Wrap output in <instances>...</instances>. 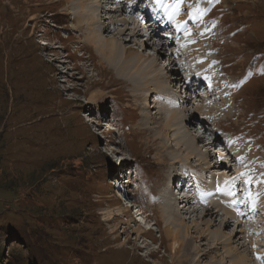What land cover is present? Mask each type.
<instances>
[{
  "label": "rangeland",
  "instance_id": "rangeland-1",
  "mask_svg": "<svg viewBox=\"0 0 264 264\" xmlns=\"http://www.w3.org/2000/svg\"><path fill=\"white\" fill-rule=\"evenodd\" d=\"M124 1L106 5V0H100V6L93 8L97 15H89L97 20L96 25L112 24L115 34L106 31L104 39L114 36L121 48L141 54L148 62L158 61L154 69L169 83L166 55H172L180 80H188L180 64L183 56L176 53L181 34L173 32L175 26L165 25L167 19L178 26L188 21L187 30L201 29L204 36L209 33L215 62L231 78L225 91L229 106L222 111L223 117L215 121L205 118V123L199 113L196 116L193 110L187 111L206 139L195 140V133H186L195 151L204 159L210 148L213 162L222 156L231 158L234 152H229L230 148L254 145L264 161V0H163V6L156 5L158 0H134L136 14L146 12L151 22L144 25L136 21L137 28L131 24L134 19ZM116 6L118 10L111 9ZM106 7L110 9L104 11ZM195 11L198 13L193 16ZM86 13L88 8L79 0H0V264H170L174 249L164 235L167 223L163 222L162 208L153 203L160 194L155 192L163 190L169 196H163V206L170 203L181 210L189 229V233L186 228L183 232L194 237L199 251L194 260L183 258L176 264H241L239 257L250 259L252 250L253 259L264 255L259 248L248 250L247 233L241 232L235 218L225 224L220 219L227 215L213 212L208 228L200 221L205 213L201 204L190 203L192 208L182 204L183 195L197 199L195 191H204L197 180L205 181L207 173L200 172L199 160L195 168L173 164V153L184 158L188 149L157 152V141L168 131L160 126L158 119L162 117L155 112L167 103L155 104L152 99L150 103L147 100L151 104L147 107L138 96L143 92L136 90V83L116 75L95 49L96 44L88 41L91 28L83 16ZM158 20H162V27L151 33L149 26ZM256 52L263 53L258 61ZM199 78L210 88L212 82ZM193 81H188L187 88L186 83L179 87L181 98L203 92L193 87ZM199 103L194 100L188 107ZM189 115L172 129L186 130ZM173 133L169 132L170 139L162 137L169 148ZM231 164L234 168L230 172L211 171L238 181L234 173L238 165L233 159ZM180 178L191 181L193 189L186 191ZM242 180L240 185L253 182ZM117 182L126 185L125 201L119 196ZM228 195L239 198L233 191ZM193 207L203 212L193 211ZM117 210L119 215H115ZM138 213L153 226L150 233L140 234ZM252 218L256 223L264 222L259 212ZM195 223L207 235L201 236L194 228L191 231ZM237 226V237H242H233ZM226 237H232V242L222 243L229 240ZM227 246L234 247L231 253Z\"/></svg>",
  "mask_w": 264,
  "mask_h": 264
},
{
  "label": "bare ground",
  "instance_id": "bare-ground-1",
  "mask_svg": "<svg viewBox=\"0 0 264 264\" xmlns=\"http://www.w3.org/2000/svg\"><path fill=\"white\" fill-rule=\"evenodd\" d=\"M68 1L70 2V0H68ZM79 1L81 2V5L85 4V6L88 8V14L86 13L83 15V16H86V19H88V26L87 27L91 28L90 32L88 34V41H90L93 44H96L95 49H97V51L103 56V58L109 62V63H107V65L109 64L108 66H110V68H112L115 71L116 75L119 78H123L124 80H126L130 83H133V85H134V83H136V85H137L136 90L143 92L142 96H140V94H138V96L141 97V99L143 100L142 102L145 103V105L147 107H149V108L151 107V104H149V103L152 101V99H153L155 104L160 103L162 101H165L167 103L166 106H161V107L157 106V108L159 107V109L155 112V113H158L160 117H162V118L158 119V121L160 120L162 122L160 124V126L163 125L164 126L163 128L168 131L167 136H165V135L160 136L161 140L157 141L158 142V143H156L158 146V147H156L157 152L161 153V151H162L165 153V152L169 151L170 149H171V152L174 151L173 149H180V148H181V150H183V148L188 149L189 153L184 158H180L179 155H176L175 153H173L174 157L171 156V158H170V159H172L173 164L178 163L180 165H186V166L195 168V167H197L196 161L199 160V163L201 164V166L203 168H202V170L201 169H198V170H201L200 172H202V173H207V178L205 179V181L197 180L199 184L201 183L202 186H204L203 187L204 191L202 192V191H200V189H197L195 191V194L198 196V197H196L197 199H194L192 196H189L187 194L183 195L181 197L182 204L184 203L185 206H188L190 208H192V206H190V203L195 204L198 202L199 204H201L205 208V213L201 210L195 209V207H193V209H194L193 211L203 212V214L201 215L200 221L203 224H207L208 228H210V224H211V221H212L213 216H214L213 212H216L218 215H222V216L227 215L226 217H222L220 219V221L225 223V224L226 223L228 224L232 218H235L234 223L236 222L235 224H238L239 226L241 225V232L247 233L248 250L250 251L251 250L250 248H252V249L259 248V251H264V243H263L264 242L263 241L264 240V234H262V232L264 233V231H262V227L259 226V225H262L264 228V222L261 221V223H259V222L256 223V221L253 220V218H252L253 213H256V212H259L260 214L264 215V184H263V182H264V161L261 160L259 149H257L254 145L251 146L249 149H247L246 147H241V146H238L234 150H232L230 148V150H228V151L234 152L233 155L231 154V158L226 159L224 156H222L221 159L210 162V148H209V150H207V154H204V159L207 160V161H205L202 158L203 154H200V153L198 154L195 151V148H193L194 145L191 144L189 136L187 137V134H186L187 132H189V133L193 132L191 134L195 133L194 134L195 140H197L199 138L206 140L205 137L200 135V131H199L200 128L198 127V123L197 122L194 123V120H193L194 117L192 114H191L192 116H190L189 113H187L188 110H193V113L196 116L199 113L201 118H202L201 120L206 123L209 120H213V121L217 120L218 116L222 115V117H223L225 115V113H223L222 111H226V109L229 106L228 105L229 103H227V101H226L225 91L228 90V88H230V85H231L230 79L231 78L229 79L226 76V74H223V71L220 70V67L215 62L216 61L215 58L217 55L213 54V52H212L213 44H210L211 36L208 35L209 33H207V35L204 36V34L201 33V29L199 31H197L198 28L195 29V31L187 30L188 21H187V23L185 22L186 24L178 26L176 24H173L174 23L173 20H169V21H168V19L166 20L167 21L165 23L166 26H175L173 32L175 34H177L178 36L181 34L179 37H181L180 39H182V41H181L180 45L178 43L179 48H178V50H176V53H177V57L181 56V55L183 56V58L181 57L182 61L180 64L187 71L188 81L192 82L194 79H196V77L197 78L202 77L203 80L200 78L199 79L202 81L212 82L211 86H209L210 87L209 90L205 94L194 92L193 94L186 95V98L183 99L177 93L178 88L176 89L173 86V84L170 85V83H172L173 81H171L169 83L167 81H164L163 79L161 80V78H164V77H162L161 75L159 76V74L154 69V65H156L158 61H155L153 63L148 62L147 58L143 57L141 54H137L134 51L127 49L126 47L121 48L118 45V42H116L117 40H116V37H114V36H112L111 39H104V34L106 31H109V33H113V35L115 34L113 31L114 28L111 27L112 24L103 27V26H99V24L96 25L97 20H95V18L93 20L90 19V17H92V15H97V12L93 8L95 5L100 6V3H101V2H99L100 0L95 1V3L89 2V0H79ZM109 3H116L117 4V3H120V0H106V5H110ZM124 3L128 5V6H126L128 9L127 11L131 14L132 20L134 19L131 23L132 25L133 24L136 25L135 24L136 21L138 23L142 22V23H144V25H148L149 23H151L150 21H148V17H147L148 14L146 12L140 13L138 15L136 14V9H137L136 8L137 7L136 1L125 0ZM154 3H155V1H154ZM158 3L159 2H157L156 5ZM180 5L183 6L184 3L182 1H180ZM90 9H93L91 11V13L89 11ZM107 9H110V8L109 7L103 8L104 11H106ZM111 9L118 10V7L116 6L115 8H111ZM174 9H175V7H174ZM197 13H198L197 11L193 12V16H196ZM175 14H173L172 17H174ZM89 15H90V17H89ZM115 17L116 16L113 15L112 19L113 20L116 19ZM81 19H83V17ZM159 19H161V18H159ZM165 19L166 18H164V21H165ZM153 20H155V19H153ZM194 20H195V18L190 20V21L193 22ZM117 21L118 20H116V22ZM125 21L128 24H130L129 20H125ZM159 22H162V20H160V21L158 20V23L151 24L149 26V31H151V33H158L159 32L158 29H160L162 27V25H159ZM198 23H200V22H198ZM192 25H193V23H192ZM128 27H130V25H128ZM137 27L138 26L136 25V28ZM136 28L133 31L134 34H136L138 32L136 30ZM202 32H203V30H202ZM42 42H45V41H42ZM163 45L164 44L161 43V46H163ZM200 53L203 54L202 57L200 56ZM146 60H147V63H145ZM170 61H169V63H170ZM179 61H180V59H179ZM177 82H178V78H177L176 84H177ZM176 84H174V85H176ZM197 85H198V83H197ZM171 86L173 87V89L171 88ZM198 89L200 90V88H198ZM146 90H148L149 92H147ZM189 91L187 90V92H189ZM229 92H232V89H230ZM227 99H228V97H227ZM147 100L149 101V103ZM194 100L202 103V105H200V103H199V104H196L197 106L193 105L191 107H188L189 104L192 103ZM177 106H182L183 109L176 108ZM154 107H156V106H154ZM184 108H186L187 110ZM187 114L189 115V117H191V119L189 121V123H190L189 125L187 122L186 123L184 122L186 130H181L180 128L172 129V127L176 123L181 122L182 119L185 121V117L187 116ZM205 118L207 119V121ZM151 119L156 121V117L152 116ZM190 127L194 128L196 130H194ZM172 131L174 132L173 133L174 137L171 139V141H172L171 145H170L171 148H169L164 140L167 137L168 138L170 137L169 132H172ZM198 132H199V134H198ZM160 133L163 134L164 131L162 130V132H161V130H160ZM162 137L165 139H163ZM216 141H217V139H215L214 142L216 143ZM212 142H213V140H212ZM212 142L210 141L209 143H212ZM261 149L262 148H260V150ZM218 153H222V152L220 151ZM208 157H209V159H208ZM232 159H233V161H235L237 163L238 168H239L234 172L235 177L238 179V181L228 180L224 174L214 173V171H211V169L218 170V171L221 169H224V170H229L228 172H230L231 169L234 168V165L231 164ZM251 159H256V160L254 162H251L250 161ZM188 160H190V161H188ZM181 170L183 172L187 171V169L185 167H182ZM178 179L179 178H177L176 180L173 179V181L175 180L173 182V185ZM242 179H245V180L251 179V180H253V182L251 184H247V182H245V185H240L241 183H244ZM180 180H181V182L183 181V183H181L180 185L185 187L186 191H188V190L191 191V188L193 186L192 183H190L191 181H188V183H187L186 182L187 179H181L180 178ZM252 185H254V186H252ZM123 186H125V184H123ZM164 188H166V186ZM230 191H233V192H236V194H239V198L234 199L233 197H230L228 195V193ZM156 193H160V194L158 195V197H154L153 203L154 204L156 203L157 205L156 204L155 205L157 207L162 208V214L161 215L163 217V222L167 223V225L164 227V232H165L164 235L169 241H171V244H169L170 248L174 249V251H172L173 255L171 256L170 264H176L177 262H179V260H181L183 258H186V259L188 258L190 261L194 260L193 259L194 254L198 253L199 251H198L197 246L194 244V241L196 242L194 237L189 236V235L186 236V234L183 232L184 228H186V230H187V226H186V224H184V218L182 217V215L179 212L181 210L174 209L175 208L174 205H172L170 203H167V204H165V206H163V203H162L163 196L169 197L168 195H166L164 193V190H163V192L156 191L155 194ZM180 196L181 195H177L176 197L178 199H180ZM214 198H217V200L215 202L214 201L211 202L210 200H213ZM173 200H174V198L171 199V202ZM234 207H238L239 210L234 211L233 210ZM126 210H129V208H126ZM117 211L118 212H116L115 215H119L121 213L120 210H117ZM110 214L111 213H109V215ZM138 214H139V218L141 217L140 218L141 220L139 221V223H140V225H139L140 234L148 233V232L150 233L151 229H153V226L146 224L147 223L146 219L148 220V218L144 214H141V213H138ZM129 215L130 216H128V217H130V218L133 217L132 213H130ZM207 216H209L208 219L206 218ZM143 218H145V219H143ZM257 224L259 226V229L254 230L256 227L258 228ZM239 226H237L238 228H236V232L233 233V237H237L238 231H240ZM192 228H194V231L196 233L200 232L201 236L207 235L206 230L201 231L202 228H200L196 223L191 227V231H192ZM208 230L209 229H207V231ZM254 232H259L260 234L252 235V233H254ZM188 233H189V231H188ZM182 234H185V235L182 236ZM221 234H223V233H220V235ZM217 235L218 234L216 231V236ZM238 237H242V236H238ZM226 238L229 240L226 242H222V243L226 244L232 240V237H226ZM119 246H121V245H119ZM116 248H118V247L114 246V248H112V249L115 250ZM233 248L228 247V249H227L228 252L231 253V250ZM124 250H125V248H124ZM110 251H111V249L109 250V252ZM155 252H156V250H153L151 253L154 254ZM257 252H258V250H257ZM249 253L248 254L251 255V258H250L251 260L249 258L246 259L245 255L241 256V257H239V260L240 259L242 260L241 264H257V263L258 264H264V255L263 254L257 255L256 259H253L252 253H254V251L252 250ZM120 254H123V253H120ZM165 259H166V257H165ZM239 260H237V258H236V261H239ZM250 261H252V262H250ZM238 264H239V262H238Z\"/></svg>",
  "mask_w": 264,
  "mask_h": 264
},
{
  "label": "trees",
  "instance_id": "trees-1",
  "mask_svg": "<svg viewBox=\"0 0 264 264\" xmlns=\"http://www.w3.org/2000/svg\"><path fill=\"white\" fill-rule=\"evenodd\" d=\"M259 54H263V53H258V52H256V57H255V59L258 58V55H259ZM255 59H254V60H255Z\"/></svg>",
  "mask_w": 264,
  "mask_h": 264
},
{
  "label": "snow or ice",
  "instance_id": "snow-or-ice-1",
  "mask_svg": "<svg viewBox=\"0 0 264 264\" xmlns=\"http://www.w3.org/2000/svg\"><path fill=\"white\" fill-rule=\"evenodd\" d=\"M158 2L163 6V0H158Z\"/></svg>",
  "mask_w": 264,
  "mask_h": 264
}]
</instances>
